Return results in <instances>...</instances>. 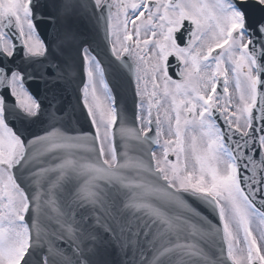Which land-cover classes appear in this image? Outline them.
Returning a JSON list of instances; mask_svg holds the SVG:
<instances>
[{
  "label": "snow or ice",
  "instance_id": "1",
  "mask_svg": "<svg viewBox=\"0 0 264 264\" xmlns=\"http://www.w3.org/2000/svg\"><path fill=\"white\" fill-rule=\"evenodd\" d=\"M256 3L264 7V0ZM32 5L33 0H0V51L8 57L16 50L9 28L18 33L26 57L48 53V45L37 31ZM95 5L97 10L107 9L106 36L112 55L120 61L128 57L135 65L137 124L118 126L116 99L105 78L104 65L87 44L81 50L86 79L80 92L94 134L70 135L53 128L26 144L5 118V98L0 95V264H30V249L41 242H47L49 248L43 264H51L49 255L75 264L47 240L46 234L42 235V203L55 213L52 218L67 230L79 253L82 241L77 239L74 222L65 221L54 194L44 199L43 192L37 191L30 199L14 171L26 156L35 159L53 152L60 157L58 162L38 169L37 174L43 178L55 173L52 189L70 174L86 177L77 199L100 206L95 223L105 231L122 234L139 219L131 217L124 225L123 211L113 209L105 185L127 189L131 195L124 208L144 210L145 219H140L136 230L151 228L148 219L159 221L164 228L157 236L183 227V218L169 215L149 198L188 208L182 193H189L210 199L218 209L222 228L217 231L221 233L222 252L231 264H264V231L256 235L253 227L257 218L264 224V210L254 202L256 193L264 188L260 183L264 180V80L257 55L250 48L255 46L247 34L244 10L236 0H95ZM186 20L194 27L186 43L181 44L176 34ZM73 25L69 18L70 40L76 38ZM256 27L264 33V21ZM171 57L176 58L179 79L171 74ZM57 71V78H62V70ZM3 86L10 89L26 115H39L41 104L28 90L23 72L14 70L8 76L6 69H0ZM230 88L235 95L230 94ZM117 137L124 140L123 152L117 150ZM149 141L159 146V152L151 150V167L140 155L131 154ZM171 155L175 159H170ZM149 173L162 178L166 186L157 184ZM242 175L249 181L247 190L241 183ZM30 208L36 214L31 226L26 220ZM113 224L120 233L113 231ZM188 226L199 234L196 225ZM82 239L95 236L87 233ZM176 247H186L207 259L196 244ZM81 264L88 262L81 260Z\"/></svg>",
  "mask_w": 264,
  "mask_h": 264
},
{
  "label": "water",
  "instance_id": "2",
  "mask_svg": "<svg viewBox=\"0 0 264 264\" xmlns=\"http://www.w3.org/2000/svg\"><path fill=\"white\" fill-rule=\"evenodd\" d=\"M89 3L91 7H93L91 1ZM70 4L72 5V7L69 8ZM60 7H62L63 9H59ZM32 9L33 19L36 23L37 31L44 39L45 43L48 45V53L44 57L28 56L22 57V59L19 60L24 50L22 49L21 51V48H23V44L20 42L19 36L16 35L13 40L16 44V50L13 57L11 59H7L0 51V66L2 65L7 70L8 76H10L12 71L14 70H19L20 72L24 73L26 86L28 90L33 93L40 102L41 110L39 115L36 117L24 115L20 116L19 119H15L12 117L10 110L6 109L5 118L7 119L8 123L18 132V134H20L24 138L26 144L33 136L41 135L53 128H59L61 131L70 135L84 133L82 128L86 129V133H92L91 125L80 103L82 97L80 89L82 88L85 81L83 58L81 55V50L84 44H87L92 49V51L99 57L100 62L104 65L106 77L108 78V82L111 85L116 98L121 101V98L124 96L125 91V88L123 84H121L120 79H116L115 77V74L117 75L116 69L121 65V63H118V61L116 62L110 57V55H108L107 51H109V49L105 45V35L103 33L104 27L102 23H100V20L105 19L107 16V9H100L95 12L92 8V11L96 17V21L90 24L91 26L89 30L84 26L81 27V21L77 20L81 17H79V11L75 10L72 0H33ZM244 9L248 20V30L250 31L251 37L255 42V47L250 46V48H252V50L257 55L260 77L262 80H264V33H261L256 27L259 22L264 21V7L249 3ZM69 18H71V20L74 22L73 27H76V23L80 26V29L78 30L80 38L78 41L74 39L72 41L73 46L71 47L74 51L71 57L75 60V62L77 61L78 69L77 67H63V60L66 55L61 51L62 45L59 39L61 38V28L66 27ZM73 31L76 35V29ZM57 48L60 50H58ZM66 49L69 50L68 47H66ZM53 57L54 61L51 62ZM49 61L50 64L48 63ZM58 69L62 70L63 72L62 78H57ZM132 74H134L133 70ZM42 75L45 76L41 79ZM72 82L73 85H71ZM126 84L128 85V88L132 89V86H129L128 83ZM70 85V92L72 96V98H70V102H73V106L77 102L81 113L76 106H74V109L72 106V112L74 111L75 114H66V116L71 114L70 124L67 125L62 116L63 112L60 106V103L62 102L61 99H63V95L60 93V89H62L64 86L70 87ZM261 87L262 89H264V85H262ZM129 93L130 96L134 94L133 91L132 94L130 91ZM0 95L4 96L5 102L9 103L10 99L8 92L7 95L6 93L1 94L0 92ZM136 103L137 99L134 100V112L136 111ZM12 104L15 105V102H12ZM7 115L9 117H7ZM149 143L151 145L152 141H149ZM116 144L117 150L118 152H120L119 147L123 145V140L117 137ZM256 155L257 157L259 156V151H257ZM53 156H56V159H52ZM59 159L60 157L56 154V152L48 153L44 156L36 157L35 159H28V157L26 156L25 161H21V164L16 166L14 171L17 173V179L19 180L21 186L29 194L30 199L36 193L35 187H38L39 190L43 191L51 187L56 177L55 173H50L41 178L37 174V170L45 168L49 163H56ZM246 172L247 170L243 169L242 167V173ZM83 179L84 177L79 176L78 180L75 174H70L63 180V184L61 187L67 189L68 185L70 189V197L68 200L69 205H67L66 201H64V206H68L69 209L72 208L73 213L79 214L75 216L77 218L81 216L84 223H80L69 218L65 219V221L69 223L74 222L73 227L77 229V236L82 237V232L92 233L94 236L95 234H99V236L95 237V239H85L84 242H81V245L84 248L83 255L88 257L93 255L96 259L100 260L101 264H106L112 256L111 251L113 250V234L105 231L100 225H97L95 223L96 214L101 211L99 205L90 206L89 204H85L82 200L77 199V196L79 195L77 186L79 187L82 185ZM241 179L243 180L242 185L245 186L247 190L249 181L245 180L244 175L241 176ZM37 180H39V184L36 183ZM260 183L264 184V180H261ZM105 187H107V185H105ZM252 187L256 188L257 185L253 184ZM114 194L115 189L112 190L111 188L107 191V200L110 203L112 202ZM183 194L184 196L191 195L189 193ZM256 197L257 198L254 202L258 207L264 210V204L260 203L261 200H264V188H261L260 191L256 193ZM151 202L154 203L153 200ZM191 203H202L205 204L204 206L208 207V213L204 215L206 221H210V218L213 219V217H217L216 215H214V204L210 199L209 201L199 199L198 201H191ZM155 204L158 206L160 202L156 201ZM210 208L213 209V214ZM138 216L139 217H137L133 211L130 218L137 217L139 219H137L136 225H133L131 227V230L129 231V241L124 242L125 232H123V236L116 239L117 249L126 250L127 245L129 244L131 254L136 247L137 249L139 248V252L141 253L142 246L144 244L142 234L155 236L156 233L160 231V225L157 223V221L152 222L151 219H148V223L151 224V228L146 230V226L139 227V230L137 231L136 228L140 224V219L144 217V215H142V213H139ZM26 218L29 219L30 222H28L31 226L33 220L36 219L35 212L32 208L29 209ZM182 223H184V225L186 226L185 231H187V227L189 224L187 221V217L183 218ZM64 231L66 232L64 235L65 239H57L55 235H52L50 238L47 236V240L51 241L53 245L59 249L60 241H63L65 243L67 240H72L71 237L67 236V230L64 229ZM42 235L45 234L42 232ZM175 238L176 239L174 240H167L169 239V237L167 235H164V233L163 236H160L159 238L155 236L153 238L154 244L148 246V251L152 252V254L156 257V255L160 250H162V248L165 249L169 247L168 242H180V238L178 237V235H175ZM195 239L198 242L204 241L195 233H193L187 239V243L189 244L191 243V241H195ZM42 253L44 255L49 254L47 242H41L34 245V251L30 255V264H41L40 260ZM120 253H122V251H120ZM66 256L73 258L75 260V264L81 263L79 259V253L75 252V249ZM174 258H182L181 260L184 259L183 264H210V262H215V264L219 263L218 257H216L217 261L208 258L205 259V256L194 255L193 252L188 251L186 247L173 246L169 248V251H166L165 253H163V255L160 254L156 258V264H175L176 261L172 262ZM49 260L51 264H65V261L62 257H59L56 261V255H49ZM132 262H135V259L132 260Z\"/></svg>",
  "mask_w": 264,
  "mask_h": 264
},
{
  "label": "rangeland",
  "instance_id": "3",
  "mask_svg": "<svg viewBox=\"0 0 264 264\" xmlns=\"http://www.w3.org/2000/svg\"><path fill=\"white\" fill-rule=\"evenodd\" d=\"M229 92H230V94L235 95V93L233 92V89L230 88ZM156 150L159 152V146L158 145H157ZM173 159H175V157H173ZM253 227L255 229L254 234H256V235H259L261 233V231H264V224H262L258 218L255 220ZM241 247H243V244H241Z\"/></svg>",
  "mask_w": 264,
  "mask_h": 264
},
{
  "label": "flooded vegetation",
  "instance_id": "4",
  "mask_svg": "<svg viewBox=\"0 0 264 264\" xmlns=\"http://www.w3.org/2000/svg\"><path fill=\"white\" fill-rule=\"evenodd\" d=\"M189 23L191 24V22H189V21H184V25L186 26V28H185V31H183L182 32V34H178L177 35V38L180 40V42H181V44H183L184 43V41L186 40V38H187V33H188V31H189ZM192 25V24H191ZM194 27V26H193Z\"/></svg>",
  "mask_w": 264,
  "mask_h": 264
}]
</instances>
